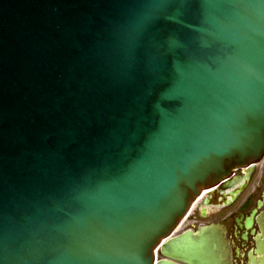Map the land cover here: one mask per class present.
Segmentation results:
<instances>
[{
  "label": "water",
  "instance_id": "95a60500",
  "mask_svg": "<svg viewBox=\"0 0 264 264\" xmlns=\"http://www.w3.org/2000/svg\"><path fill=\"white\" fill-rule=\"evenodd\" d=\"M263 155L264 0H0V264H229L173 233Z\"/></svg>",
  "mask_w": 264,
  "mask_h": 264
},
{
  "label": "flooded vegetation",
  "instance_id": "af4514ba",
  "mask_svg": "<svg viewBox=\"0 0 264 264\" xmlns=\"http://www.w3.org/2000/svg\"><path fill=\"white\" fill-rule=\"evenodd\" d=\"M187 222L221 226L229 264H264V158L202 192Z\"/></svg>",
  "mask_w": 264,
  "mask_h": 264
},
{
  "label": "rangeland",
  "instance_id": "374dc122",
  "mask_svg": "<svg viewBox=\"0 0 264 264\" xmlns=\"http://www.w3.org/2000/svg\"><path fill=\"white\" fill-rule=\"evenodd\" d=\"M202 224L204 225V224H206V223H202ZM202 224H200V225H202ZM188 225H190L189 222L183 224V227L180 229L179 232L181 233V232L186 231V230H188V229H193L194 227H192L191 225H195V223H194V222H191V225H190V226H188Z\"/></svg>",
  "mask_w": 264,
  "mask_h": 264
}]
</instances>
